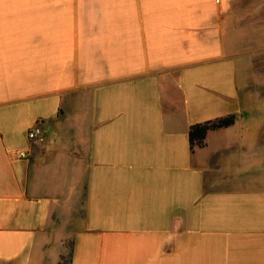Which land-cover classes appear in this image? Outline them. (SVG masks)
Wrapping results in <instances>:
<instances>
[{"label": "crops", "instance_id": "crops-1", "mask_svg": "<svg viewBox=\"0 0 264 264\" xmlns=\"http://www.w3.org/2000/svg\"><path fill=\"white\" fill-rule=\"evenodd\" d=\"M240 1L0 0V264H264L236 62L264 14L240 37Z\"/></svg>", "mask_w": 264, "mask_h": 264}, {"label": "rangeland", "instance_id": "rangeland-1", "mask_svg": "<svg viewBox=\"0 0 264 264\" xmlns=\"http://www.w3.org/2000/svg\"><path fill=\"white\" fill-rule=\"evenodd\" d=\"M235 10L233 25L238 29L237 33L241 34L240 37L246 36V32L248 33L249 29L255 25L254 22L252 23V19L261 18L264 14V0H241L234 8ZM245 42H247V39ZM251 50L249 49V51ZM236 62L239 80L242 85L244 84L241 86V98L247 108V112L242 111L240 114L246 116L247 119L251 117V119H248L249 121L246 120L245 131L250 133L251 130H254L257 132L258 127L264 130V126L262 127L252 120L254 118L260 120L259 122H264V58H236ZM254 135L256 134L250 136L258 138L259 141L260 138ZM69 260V256L66 255L61 264H69Z\"/></svg>", "mask_w": 264, "mask_h": 264}, {"label": "trees", "instance_id": "trees-1", "mask_svg": "<svg viewBox=\"0 0 264 264\" xmlns=\"http://www.w3.org/2000/svg\"><path fill=\"white\" fill-rule=\"evenodd\" d=\"M236 119L237 117L235 115H231L226 118H220L191 127L189 139L192 151H194L195 148H203L205 146L206 137L210 131H217L232 127L235 124ZM63 259L64 258H62V260Z\"/></svg>", "mask_w": 264, "mask_h": 264}, {"label": "built area", "instance_id": "built-area-1", "mask_svg": "<svg viewBox=\"0 0 264 264\" xmlns=\"http://www.w3.org/2000/svg\"><path fill=\"white\" fill-rule=\"evenodd\" d=\"M28 140L38 145H44L47 140L46 130L42 125H36L32 127L28 132ZM28 154L26 152H20L18 154L19 159H26Z\"/></svg>", "mask_w": 264, "mask_h": 264}]
</instances>
